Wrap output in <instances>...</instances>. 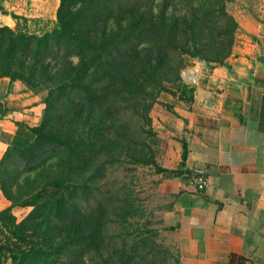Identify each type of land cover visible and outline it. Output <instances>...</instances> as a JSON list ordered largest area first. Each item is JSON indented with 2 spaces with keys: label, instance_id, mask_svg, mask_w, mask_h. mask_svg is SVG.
Wrapping results in <instances>:
<instances>
[{
  "label": "rangeland",
  "instance_id": "374dc122",
  "mask_svg": "<svg viewBox=\"0 0 264 264\" xmlns=\"http://www.w3.org/2000/svg\"><path fill=\"white\" fill-rule=\"evenodd\" d=\"M0 3L1 26L42 34L56 27L62 0ZM67 5L81 8L79 19L94 13L90 33L80 47L62 39L44 49L52 64L61 56L66 70L90 68L87 79L96 96L87 99L79 86L51 94L55 77L35 85L21 80L38 97L31 104L38 122L20 121L15 134L0 129L8 142L0 187L6 197V191L24 199L40 191L42 197L40 204L25 206L8 199L19 222L30 219L29 239L14 236L4 218L0 238L3 243L12 237L15 252L39 248L43 241L54 252L29 255L26 264H130L131 253L154 250L158 212L170 200L161 192L159 176L166 170L159 169V153L170 144L171 120L193 97L197 81L188 70H199V78L252 41V23L264 25V0ZM3 112L0 101V121ZM41 124L45 141L30 130Z\"/></svg>",
  "mask_w": 264,
  "mask_h": 264
},
{
  "label": "crops",
  "instance_id": "0c3cea01",
  "mask_svg": "<svg viewBox=\"0 0 264 264\" xmlns=\"http://www.w3.org/2000/svg\"><path fill=\"white\" fill-rule=\"evenodd\" d=\"M252 24L254 39L236 54L199 78L188 70L193 97L159 153L170 200L158 212L154 250L141 249L132 264H264V25ZM37 98L23 81L0 77V129L15 134L20 121L36 124ZM7 150L0 137V163ZM184 150L189 177L173 173ZM196 167L205 169L204 185ZM9 205L0 187V210Z\"/></svg>",
  "mask_w": 264,
  "mask_h": 264
},
{
  "label": "trees",
  "instance_id": "16d2710c",
  "mask_svg": "<svg viewBox=\"0 0 264 264\" xmlns=\"http://www.w3.org/2000/svg\"><path fill=\"white\" fill-rule=\"evenodd\" d=\"M0 9L4 10L1 3ZM80 13L81 8L79 6H77L76 9H73L67 5V0H62L58 11V23L51 31L38 34L35 32L24 31L19 28L16 29L0 25V77L7 76L11 80H23L30 85L45 81L48 77H55V89H51V94L65 92L70 88L69 86H79L84 89L85 97L87 99L91 100L94 98L96 94L93 92L92 83L87 79L88 75L92 73L90 68L85 69L84 72H81V69L66 70L61 66V56L58 57L56 64H52L51 61L48 60L49 55L44 49L45 46L47 47L53 42L57 45L62 44V39H69V41L72 40L75 45L74 47H80L81 43L85 42L87 33H90L91 31L89 26L92 25L89 21L94 17V13H92L90 15L91 18H85V16L88 15L85 12L81 17V19L85 21H82L78 17ZM13 15L17 19L23 18L15 13ZM66 57L69 58L68 55H66ZM55 67L56 69L53 70ZM57 73H61L63 76H58ZM52 74L56 75L50 76ZM58 79L60 80L58 81ZM44 125L45 124H41L30 128L31 131L38 134V139L43 141L46 140L47 136L43 133L45 130ZM185 159L186 152L184 150L183 161L178 169L173 170L174 174L185 175L187 177L191 176L192 171L190 173L185 167ZM159 169L161 171L167 170L164 167H159ZM41 193L42 192L40 191L34 193L32 195H35L33 199L29 198V196L24 199L23 195L15 197L6 191L8 199L13 201V204H11L12 206L19 203L23 206L40 204V197H42ZM0 218H4V222L10 228V232L14 236L22 240L29 239L27 224L30 219H25L19 222L16 216L12 213L11 206L0 211ZM14 241L15 240H13L12 237H7L2 243L0 238V264H14L15 262L18 263V260H20L18 264H26L29 255L50 257L54 253L43 248L46 243H44V241L41 242V247L39 248H32L29 250L22 249L15 252L13 248L14 246H12ZM134 254L136 253H131V255L128 256L129 262H132ZM11 258L12 261H9Z\"/></svg>",
  "mask_w": 264,
  "mask_h": 264
},
{
  "label": "built area",
  "instance_id": "2783aa9c",
  "mask_svg": "<svg viewBox=\"0 0 264 264\" xmlns=\"http://www.w3.org/2000/svg\"><path fill=\"white\" fill-rule=\"evenodd\" d=\"M193 174H195L198 177L199 182L204 185L206 183V178H205V169L202 167H196L193 170Z\"/></svg>",
  "mask_w": 264,
  "mask_h": 264
}]
</instances>
